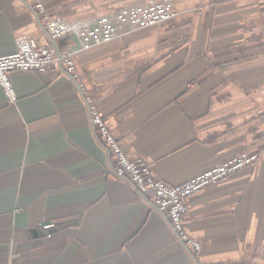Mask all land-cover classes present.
<instances>
[{"label":"crops","instance_id":"obj_1","mask_svg":"<svg viewBox=\"0 0 264 264\" xmlns=\"http://www.w3.org/2000/svg\"><path fill=\"white\" fill-rule=\"evenodd\" d=\"M150 0H43L52 19H93ZM158 1V0H156ZM177 14L76 54L125 154L182 184L242 153L259 159L189 198L187 233L152 196L110 174L80 85L54 63L0 86V264H264V0H159ZM29 0H0V57L21 35L55 52Z\"/></svg>","mask_w":264,"mask_h":264},{"label":"built area","instance_id":"obj_2","mask_svg":"<svg viewBox=\"0 0 264 264\" xmlns=\"http://www.w3.org/2000/svg\"><path fill=\"white\" fill-rule=\"evenodd\" d=\"M42 17L41 21L53 40L75 35L80 46L75 50L55 52L48 46H40L34 37L21 35L17 41V51L0 57V86L10 105L19 100L11 81L14 72H46L54 63L62 66L63 72L80 85L88 106L96 134L110 153L112 177L130 185L143 197L152 196V204L165 215L179 239L193 249L196 256L201 254V244L193 239L185 228V216L189 211V198L199 191L219 183L238 171L253 165L258 154L242 153L212 169H209L182 184H170L154 176L151 166L142 159H130L122 150L119 141L105 122L104 115L97 106L87 87L76 62V54L123 37L128 32L152 27L166 22L177 14L170 4L150 0L124 9L113 11L93 19L68 21L52 19L43 0H29ZM204 264H225L222 261Z\"/></svg>","mask_w":264,"mask_h":264},{"label":"water","instance_id":"obj_3","mask_svg":"<svg viewBox=\"0 0 264 264\" xmlns=\"http://www.w3.org/2000/svg\"><path fill=\"white\" fill-rule=\"evenodd\" d=\"M69 38L72 39L74 44H75L74 50L77 49L80 46V41H79L78 37L75 35H72V36H69Z\"/></svg>","mask_w":264,"mask_h":264}]
</instances>
